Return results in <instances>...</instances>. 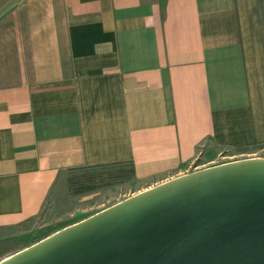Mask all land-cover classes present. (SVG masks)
<instances>
[{"label": "crops", "instance_id": "obj_1", "mask_svg": "<svg viewBox=\"0 0 264 264\" xmlns=\"http://www.w3.org/2000/svg\"><path fill=\"white\" fill-rule=\"evenodd\" d=\"M260 148L264 0H0V239L72 168Z\"/></svg>", "mask_w": 264, "mask_h": 264}, {"label": "water", "instance_id": "obj_2", "mask_svg": "<svg viewBox=\"0 0 264 264\" xmlns=\"http://www.w3.org/2000/svg\"><path fill=\"white\" fill-rule=\"evenodd\" d=\"M0 264H264V156L173 177Z\"/></svg>", "mask_w": 264, "mask_h": 264}, {"label": "rangeland", "instance_id": "obj_3", "mask_svg": "<svg viewBox=\"0 0 264 264\" xmlns=\"http://www.w3.org/2000/svg\"><path fill=\"white\" fill-rule=\"evenodd\" d=\"M253 156H264V148L247 150L245 152L224 150L210 155H200L193 164L186 165L185 169L187 172H190L192 169L204 168L217 162ZM97 169L104 170L105 168ZM80 173L71 171L63 173L51 190L39 215L29 224L24 225L25 230L18 231L15 236L10 237L22 236L29 233L36 234L39 230L55 228L61 224L75 221L131 196L142 187L141 183L135 180H128L110 186H101L84 193H74L69 186V178L73 177V175L78 176ZM8 255L9 253L4 257Z\"/></svg>", "mask_w": 264, "mask_h": 264}, {"label": "trees", "instance_id": "obj_4", "mask_svg": "<svg viewBox=\"0 0 264 264\" xmlns=\"http://www.w3.org/2000/svg\"><path fill=\"white\" fill-rule=\"evenodd\" d=\"M97 168H105L98 170ZM97 169V170H96ZM71 172H81L78 176L69 178V186L74 193H84L92 191L101 186H110L131 180L134 177L132 164L126 162H115L99 164L96 166L78 167L70 169ZM71 224H61L55 228H45L36 234H25L17 237H7L0 239V259L9 253L12 254L24 247L31 245L49 234ZM20 246H22L20 248Z\"/></svg>", "mask_w": 264, "mask_h": 264}, {"label": "built area", "instance_id": "obj_5", "mask_svg": "<svg viewBox=\"0 0 264 264\" xmlns=\"http://www.w3.org/2000/svg\"><path fill=\"white\" fill-rule=\"evenodd\" d=\"M223 162H226V161L217 162V163H215V164H211V165H216V164H220V163H223ZM191 164H193V162H192ZM211 165H209V166H211ZM195 167H196V166H195ZM194 170H196V169H194ZM191 171H193V169H192Z\"/></svg>", "mask_w": 264, "mask_h": 264}]
</instances>
